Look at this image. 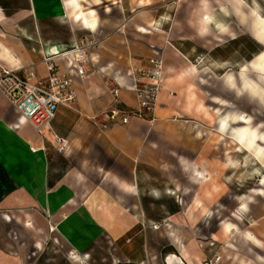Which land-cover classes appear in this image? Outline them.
<instances>
[{
  "label": "crops",
  "instance_id": "obj_1",
  "mask_svg": "<svg viewBox=\"0 0 264 264\" xmlns=\"http://www.w3.org/2000/svg\"><path fill=\"white\" fill-rule=\"evenodd\" d=\"M259 1L0 0V73L45 82L51 57L75 93L41 134L0 94V264H264V172L245 192L228 180L244 158L264 171ZM91 41L79 77L70 49ZM150 58L165 71L153 111L104 128L138 110L131 73Z\"/></svg>",
  "mask_w": 264,
  "mask_h": 264
},
{
  "label": "built area",
  "instance_id": "obj_2",
  "mask_svg": "<svg viewBox=\"0 0 264 264\" xmlns=\"http://www.w3.org/2000/svg\"><path fill=\"white\" fill-rule=\"evenodd\" d=\"M97 43H79L70 52L73 56L77 74L84 76V66L91 62V55ZM198 56L195 65L201 63ZM43 64L47 70L45 82L36 81L33 74L23 75L18 71L2 69L0 73V94L17 111L21 118L31 126L37 134L47 128L54 119L59 106L70 107L75 102L73 82L70 76L61 74L51 57H46ZM164 65L162 59L148 60L147 66L131 73L133 88L137 96L138 110L127 111L113 108L104 114L107 127L126 126L132 118L146 120L147 114L155 107L158 95L164 82ZM120 87L115 84L111 90L114 102L117 103ZM61 145V141L57 140ZM165 224V220L162 222ZM160 224H152L153 230L159 229ZM218 257H213L205 264H217Z\"/></svg>",
  "mask_w": 264,
  "mask_h": 264
},
{
  "label": "rangeland",
  "instance_id": "obj_3",
  "mask_svg": "<svg viewBox=\"0 0 264 264\" xmlns=\"http://www.w3.org/2000/svg\"><path fill=\"white\" fill-rule=\"evenodd\" d=\"M251 5V0H242V7L246 8L247 6ZM178 10H177V15L175 18V22L178 23V28L179 31L181 33V35L186 36L188 34L187 32V28L185 26L186 21H187V1H184L182 3H178ZM258 11L261 12L260 15H262L264 17V0H260L259 1V5H258ZM263 93V92H261ZM260 93V95H261ZM259 95V96H260ZM258 131L260 132V126L257 127ZM264 148V147H262ZM255 162L254 161H249L246 160L245 158L242 160V165L241 167H239V169L236 170V172H233L232 174H230V176H228V180L233 182V186L235 190H240V187H242V191L245 192V189H247L248 187L250 188H256L257 184L260 183L261 179H262V173L264 171H262V169H260V166H258L257 168H253L252 167H256L255 166ZM258 169V174L257 176L252 175V172ZM255 172V171H254ZM262 174V175H261ZM249 188V189H250ZM247 193V192H246ZM9 214V212H4ZM13 213L16 214V212L14 211ZM19 214H23L22 209L19 210ZM21 226V225H20ZM210 246L213 248L214 244H210ZM208 261H206L205 263H207ZM203 263V264H205Z\"/></svg>",
  "mask_w": 264,
  "mask_h": 264
},
{
  "label": "bare ground",
  "instance_id": "obj_4",
  "mask_svg": "<svg viewBox=\"0 0 264 264\" xmlns=\"http://www.w3.org/2000/svg\"><path fill=\"white\" fill-rule=\"evenodd\" d=\"M204 8V7H203ZM261 18V17H260ZM249 127V126H248ZM237 134V133H236ZM240 138H241V142L243 143V145L245 147H247L248 149L251 148V146L253 145V141H255L253 139V134L251 133V131L249 129H243L241 131V133L239 134ZM234 139V138H233ZM237 142V141H236ZM260 142V141H259ZM246 144V145H245ZM254 146V145H253ZM243 148V147H242ZM259 148V147H258ZM251 150V149H250ZM264 151V150H263ZM253 152V151H252ZM258 159V158H257ZM262 183L264 184V179L262 181ZM253 193V192H252ZM254 194V193H253ZM173 258L168 260L169 264H174L172 261ZM177 262V261H176Z\"/></svg>",
  "mask_w": 264,
  "mask_h": 264
}]
</instances>
